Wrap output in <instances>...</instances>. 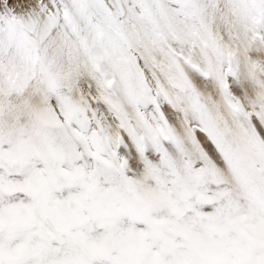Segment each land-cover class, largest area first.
<instances>
[{"label": "snow or ice", "instance_id": "1", "mask_svg": "<svg viewBox=\"0 0 264 264\" xmlns=\"http://www.w3.org/2000/svg\"><path fill=\"white\" fill-rule=\"evenodd\" d=\"M0 264H264V0H0Z\"/></svg>", "mask_w": 264, "mask_h": 264}]
</instances>
